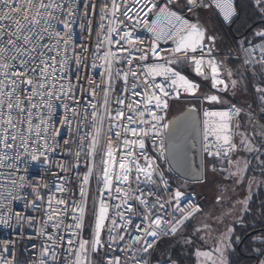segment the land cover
Here are the masks:
<instances>
[{"label":"snow or ice","instance_id":"6c2138e0","mask_svg":"<svg viewBox=\"0 0 264 264\" xmlns=\"http://www.w3.org/2000/svg\"><path fill=\"white\" fill-rule=\"evenodd\" d=\"M0 264H264V0H0Z\"/></svg>","mask_w":264,"mask_h":264}]
</instances>
